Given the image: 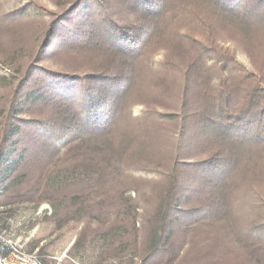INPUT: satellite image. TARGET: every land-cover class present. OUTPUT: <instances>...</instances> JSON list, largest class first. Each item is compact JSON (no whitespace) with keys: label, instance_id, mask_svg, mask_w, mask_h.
Returning <instances> with one entry per match:
<instances>
[{"label":"trees","instance_id":"16d2710c","mask_svg":"<svg viewBox=\"0 0 264 264\" xmlns=\"http://www.w3.org/2000/svg\"><path fill=\"white\" fill-rule=\"evenodd\" d=\"M0 57V198L127 264H264V0H0Z\"/></svg>","mask_w":264,"mask_h":264},{"label":"rangeland","instance_id":"374dc122","mask_svg":"<svg viewBox=\"0 0 264 264\" xmlns=\"http://www.w3.org/2000/svg\"><path fill=\"white\" fill-rule=\"evenodd\" d=\"M220 35L225 45L231 48L241 46L236 34L222 31ZM239 55L243 61L249 62L242 52ZM11 63L0 57V95L17 80L18 73ZM140 110V106L134 107L133 114L138 115ZM6 170V167L0 170V192L6 188ZM81 177L82 173L77 170L64 168L53 174L52 181L58 188ZM56 204L55 200L8 203L6 199L0 198V231L5 233L7 239L19 240L25 244L28 251H37L48 263L53 264L55 257L66 253L82 264H127L130 253L126 251L122 256L119 252H113L111 246L114 232L110 230L108 223L102 226L98 234L81 238L83 224L55 216ZM58 204L63 206L65 202ZM136 263L143 264L140 261Z\"/></svg>","mask_w":264,"mask_h":264},{"label":"built area","instance_id":"2783aa9c","mask_svg":"<svg viewBox=\"0 0 264 264\" xmlns=\"http://www.w3.org/2000/svg\"><path fill=\"white\" fill-rule=\"evenodd\" d=\"M53 264H82L64 253L54 258ZM0 264H52L46 262L37 251H28L25 244L19 240L7 239L3 231H0Z\"/></svg>","mask_w":264,"mask_h":264}]
</instances>
